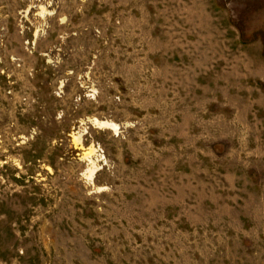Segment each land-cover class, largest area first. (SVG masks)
I'll return each instance as SVG.
<instances>
[{"label":"rangeland","instance_id":"1","mask_svg":"<svg viewBox=\"0 0 264 264\" xmlns=\"http://www.w3.org/2000/svg\"><path fill=\"white\" fill-rule=\"evenodd\" d=\"M0 264H264V0H0Z\"/></svg>","mask_w":264,"mask_h":264},{"label":"bare ground","instance_id":"2","mask_svg":"<svg viewBox=\"0 0 264 264\" xmlns=\"http://www.w3.org/2000/svg\"><path fill=\"white\" fill-rule=\"evenodd\" d=\"M102 126V125H101Z\"/></svg>","mask_w":264,"mask_h":264}]
</instances>
